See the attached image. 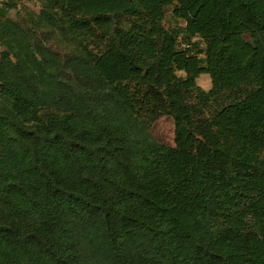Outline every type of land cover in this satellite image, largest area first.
<instances>
[{"label": "trees", "instance_id": "obj_1", "mask_svg": "<svg viewBox=\"0 0 264 264\" xmlns=\"http://www.w3.org/2000/svg\"><path fill=\"white\" fill-rule=\"evenodd\" d=\"M22 2L0 0V264H264V0Z\"/></svg>", "mask_w": 264, "mask_h": 264}, {"label": "rangeland", "instance_id": "obj_2", "mask_svg": "<svg viewBox=\"0 0 264 264\" xmlns=\"http://www.w3.org/2000/svg\"><path fill=\"white\" fill-rule=\"evenodd\" d=\"M22 3L36 12L39 10V6L36 0H23ZM171 12L172 7L166 9L165 20L163 22L165 28H172L180 25V22H177L172 18ZM9 16L11 18H14L15 11L9 12ZM179 75L183 76V74ZM197 85L204 91L209 90L211 86L209 76L206 74L200 75V77L197 79ZM149 132L153 140L157 143L166 146L173 145L174 124L171 118H161L150 127ZM261 170H264V166L261 167Z\"/></svg>", "mask_w": 264, "mask_h": 264}]
</instances>
